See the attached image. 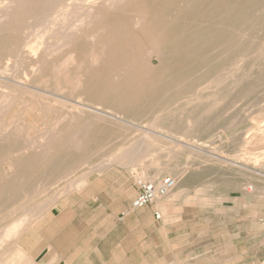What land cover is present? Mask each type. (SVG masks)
<instances>
[{
    "label": "bare ground",
    "instance_id": "6f19581e",
    "mask_svg": "<svg viewBox=\"0 0 264 264\" xmlns=\"http://www.w3.org/2000/svg\"><path fill=\"white\" fill-rule=\"evenodd\" d=\"M9 1L8 10H3L4 14L0 11V67L4 65L6 69V76L0 78V203L8 204L5 211L13 215L6 224L7 233L17 236L10 255L0 252V264H35L20 242L28 232L24 230L27 217L34 211L26 210L47 187L77 167H86V171L101 170L108 166L106 162L111 157L115 159L125 151L135 155L136 151L145 150L146 137L176 142L164 149L165 158L156 162L155 182L165 173L174 177L173 187L159 200L181 199L190 192L187 180L193 172L179 168L183 161L178 163L180 159L175 157V152L188 147L180 140L185 132L195 128L191 123L184 126L180 120L188 118L189 122L192 115L181 113L180 120H171L167 111L169 104L181 107L201 104L205 111L198 120L204 126L198 130L206 132L205 147L214 148L216 140H220L222 149H233L231 107L255 91L260 85V74H264V55L252 58L256 61L251 60L243 74H233V40L238 35L243 39L254 26L261 29L264 3L259 0L238 3L233 0H97L93 2L99 5L89 2L85 4L88 6L82 4L84 7L79 8V0ZM246 3L250 4V24L237 32L243 23L242 6ZM23 12L30 23L25 25L23 21L24 26L15 31L29 36L41 26L40 37L53 41H50L52 47L45 45L42 52L37 51L39 55L26 54L24 41L11 39L12 23ZM42 44L38 46L46 43ZM259 46H256L258 51ZM24 53L30 59L28 78L36 87L28 88L27 82L15 80L11 84L13 81L8 77L12 70L5 61ZM253 67L257 68L258 79L241 81ZM37 86L50 88L54 97L49 98L46 92L44 97ZM190 92L189 97H181ZM66 106L72 108L68 113L64 111ZM223 107L227 110H221ZM142 108L146 111H141ZM215 115L219 117V125L211 128L208 124ZM139 116L145 117L139 123L149 127L131 120ZM158 121L178 139L153 130L151 127ZM141 127L146 128L145 135L139 140H129V135ZM243 143L241 139L234 148L239 151ZM149 148L147 144V151ZM201 153L204 167L223 163L215 158L220 157L215 153ZM254 165L250 168L245 164L244 172H234L240 175L234 190L244 195L264 194V160ZM62 167L68 172L56 177L57 169ZM86 173L69 177L66 185H84ZM211 189V184L202 185L194 193L202 197L210 195ZM55 203L54 194H50L44 204L50 208Z\"/></svg>",
    "mask_w": 264,
    "mask_h": 264
},
{
    "label": "rangeland",
    "instance_id": "374dc122",
    "mask_svg": "<svg viewBox=\"0 0 264 264\" xmlns=\"http://www.w3.org/2000/svg\"><path fill=\"white\" fill-rule=\"evenodd\" d=\"M71 1L72 0H69L68 2ZM93 1L95 2L97 0H88L85 2L83 0H79L78 6L79 8H82L84 7L83 5H85L86 3L89 4V2L95 5H99L98 3H94ZM233 1H235L236 3L240 2V0ZM259 1L261 3H264V0ZM8 2L10 1L0 0V11L2 10V14H4L3 10L4 12L8 10L7 6H9L10 4H8ZM86 6L88 5H85V7ZM249 7L250 4L248 3L242 6V12L244 14V16L242 17L243 23L239 25L236 30L237 32L238 30L240 31V29L243 27H248L250 24L251 14L248 13ZM21 16L16 20L17 22L13 21L12 23L13 28L12 32H10L11 39L13 41H24V49L26 51V54L35 53L36 55H39L40 52L37 51L42 52L45 48V45L48 47H52L51 43H53V41L51 38H47L48 40L51 39L48 41L47 39H43L40 37L43 29V27L41 26V28H38L37 32H35L33 35H29L30 37L27 34L22 33L21 31H15L16 28L24 26V22L25 25L30 23L27 22L24 12ZM260 19H262L261 25L263 28L261 27V25V29H256V27L258 26H254L252 30H248L249 35L247 34L243 39H241L237 34L238 36H235L233 40L234 75L238 76L240 74H243L247 66H249L248 64L251 63V60L252 62H254L256 60L253 59H259L260 56L264 55V13L261 15ZM42 22L40 23L42 24ZM36 33H39V35H37ZM27 36L28 38H26ZM35 36L39 37L37 38ZM22 37H25L26 39L24 40ZM50 41L52 42L50 43ZM238 41L241 42L239 43ZM38 43L41 45H43L42 43L46 44H44L42 48L41 45L38 46ZM49 43L51 46L49 45ZM260 44L261 46H259ZM256 46H259L261 50H256ZM24 54H20V56L18 54L15 56L16 58H10L5 61V64L9 63L8 66L12 70L8 77L10 79V82L13 81L11 82V84H14L15 81H23V83H28V88L36 87L30 82L28 78L27 73H29L30 59L28 58V55ZM18 56L20 58H24L25 60L22 58H17ZM238 57L241 59H239ZM243 58L245 59L242 60ZM16 59H18L19 61H17ZM241 66L245 68H242ZM241 69H243L244 71ZM23 71L26 72V74H22L24 73ZM4 73H6V69L3 65V67H0V78L6 76V74ZM258 75L259 73L257 72V68L253 67L247 72V76L244 78V80L242 79L241 81H252L258 79ZM258 81L260 85L257 86L255 91L249 92V96L247 95L245 97L246 99L244 98L242 101H239L238 103L234 104L233 107H231L232 110L230 111L231 115L229 116V119L231 121L230 127L233 131L231 134L233 138L232 150L225 148L222 149L223 146L220 140H216V142L214 143L213 147L215 149L212 147H205V145H207V139L205 138L206 132L204 129L198 130L200 128H203L204 126V123H201V121L199 122L198 120L199 117L201 118V116H204L203 113L205 111V108L201 104L190 103L189 105H185V107H181L178 104H176L178 106H174L173 103L169 104L167 108V111H169L171 114V117H169L171 120H180L178 115H180L181 113H184L185 115L189 113L190 115H192L193 119L189 118V122L187 120L188 118L182 119L180 121L182 122V124H184V126H187L191 123V126L195 128L190 132H185L184 136L180 140L182 144L188 147H184L183 149L179 150V153L175 152V155L177 154L175 157H179L178 159H180L178 163L183 161L179 168L183 167L182 169L193 172V175H190V177L188 176L187 180V188L191 191L187 192L186 195L181 199L167 201L169 205L165 206L163 209H160L159 206L165 202L160 201L161 199H158L157 201V207L163 222L172 227L171 235L173 241V253H171V264H264V194L253 193L250 195H244L240 191L233 189L235 187H233L234 183L240 180V175H236V173L240 174L241 172H244L243 165L245 166L246 164V166L249 165L248 167L252 168L256 161L264 160V74H260ZM37 87L39 88V93L43 94V96L45 94L44 92H46V94L49 95V98L54 97L53 91L50 88L48 89L46 86H44L45 88L43 86ZM3 89L4 88L1 87V90ZM40 90H42V92H40ZM46 94L45 96H47ZM190 94L191 92L181 95V97H189L188 95ZM51 103L59 104L55 101H51ZM69 108L70 107L66 106L64 108V111L68 113ZM71 109L72 108H70V110ZM221 110L226 111L227 109L223 107L221 108ZM141 111L146 110L142 108ZM211 111L212 113L218 112L215 111V109L214 112L213 110ZM144 119V116H139L131 120L134 123L138 124ZM218 120L219 117L215 115L210 120V123L208 124L209 127L212 128L219 125ZM163 124L164 123H161V121H158V123L154 124L151 128L157 132L159 131V134H169L167 136L172 137V139H178L177 136H174V134H172L171 132H167L164 128H162ZM140 125H142L143 127H149V124L147 125L145 123ZM258 126H260L261 129L258 130ZM139 130L140 131L131 133L129 135V140H139L141 139V137H143V135H145L143 130H146V128L141 127L139 128ZM125 135L127 134L125 133ZM241 139L242 141H244V143L238 151V148L236 149L234 148V146ZM144 140L146 147L145 150H138L136 151L135 155L128 151H125L126 154L123 153L121 156H116L115 159L111 157L109 158L111 160L108 159L109 161L106 162L108 164V166L105 167L106 169H89L88 171H86V167L80 166L77 167L78 169L75 168L74 172L70 174L67 173L68 169L66 167L57 169L55 173L56 177L59 175H64L65 173H67V177L58 180L59 182L57 181L53 185L47 187L44 190L45 193L43 192L36 202L29 205L26 211H34L32 212L33 215L31 214L27 217V224H25L26 227H24V230L26 229L27 231H36L40 222L49 217L50 213L52 212L53 206L50 208H46L44 203L46 202V199L50 194H54L56 202H59L61 197H64L70 191L83 186L81 184L78 186L66 185L65 180L69 177L76 178V176H84V172H88V174L86 173L85 177L86 179H89L104 170L111 169L112 171L117 172L115 174L118 177L131 175L134 176L135 179L154 181L157 170L156 162L163 160L165 158L163 157V152L166 151L164 149H169L170 147L174 146L176 142L172 140H156L152 137H146ZM186 142L188 145L186 144ZM147 144L150 147L149 151H147ZM196 149H199V151ZM258 150H260L261 152ZM201 152L215 153V155L220 156H215V158L223 161V163H214L211 167H204V163H202ZM146 153L148 154L146 155ZM259 154L262 156H260ZM138 158L141 159V161H138ZM136 160L138 161V163H136ZM132 161L135 162V166H133ZM129 167L132 169H130ZM254 168H257V166L255 167L254 165ZM175 171L176 169L174 170V172ZM167 176L174 178L172 175L165 173L160 175L156 182H159L162 178ZM210 184L212 185L210 195L201 197V195L197 196V194L194 193V191L200 189V186ZM246 186L249 187L248 185ZM41 204L42 206L39 207L38 205ZM0 206V216H2L0 217V252H2V255H10L15 248L14 242H16L15 239L17 234L7 233V230L5 229L6 224H8L13 219V215L7 212L9 205L0 203ZM20 213L21 212H18L17 214ZM39 213L40 215H42L39 216Z\"/></svg>",
    "mask_w": 264,
    "mask_h": 264
},
{
    "label": "crops",
    "instance_id": "0c3cea01",
    "mask_svg": "<svg viewBox=\"0 0 264 264\" xmlns=\"http://www.w3.org/2000/svg\"><path fill=\"white\" fill-rule=\"evenodd\" d=\"M115 173L104 170L61 197L23 235V251L37 264H171L172 227L155 217L157 202L133 209L136 179Z\"/></svg>",
    "mask_w": 264,
    "mask_h": 264
},
{
    "label": "built area",
    "instance_id": "2783aa9c",
    "mask_svg": "<svg viewBox=\"0 0 264 264\" xmlns=\"http://www.w3.org/2000/svg\"><path fill=\"white\" fill-rule=\"evenodd\" d=\"M139 191L131 202L133 209H138L146 205L154 204L158 199L164 196L174 185L171 177L162 178L159 182L150 180L136 179ZM155 217H160V212H155Z\"/></svg>",
    "mask_w": 264,
    "mask_h": 264
}]
</instances>
